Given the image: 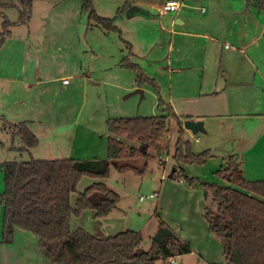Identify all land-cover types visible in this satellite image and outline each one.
<instances>
[{"label":"rangeland","instance_id":"obj_1","mask_svg":"<svg viewBox=\"0 0 264 264\" xmlns=\"http://www.w3.org/2000/svg\"><path fill=\"white\" fill-rule=\"evenodd\" d=\"M180 1L181 5L183 1V4L186 3L184 13L189 15L192 21H199L198 26L199 24L203 26L198 27L201 28L200 34H204L202 28L205 27L208 31L210 27L214 32L218 26V18L221 19V24L225 23L229 26L233 20L225 12L226 9L246 2V0ZM91 2L92 10L99 16L112 18L115 15L117 6L113 4L114 2L106 1L109 4L103 0H92ZM82 4V0H35L30 11L31 21L28 24L25 23L28 20L20 22L22 8L18 0H0L1 74L6 67L15 71L20 66L18 57L20 45L15 40L18 37L28 38L30 46L28 52L38 57L39 66L44 72L47 66L50 69L55 65H58L52 70L55 76L64 74L63 68L65 67L73 69L80 66L87 69L89 65L92 69H98L105 61L108 74L105 77L107 78L105 86L88 88L87 92L85 91V97L82 96L84 92L82 88L76 87L65 91L59 83L43 86L42 98L36 100H34V94L23 93L21 98L24 99L22 102L24 105L21 107L18 103L22 100L18 87L14 86L11 90H4V85L0 82V165L13 161L29 162L67 158L77 161L106 160L108 138L111 136L108 132L109 121L120 118L160 116L164 114L162 108L165 104L163 102H168L170 93L174 100H177L175 99L177 97L175 87L169 84L168 78L166 81L164 77L154 73L152 66L143 74L144 82L140 85L142 98L139 94L127 97L131 92L139 89L134 84L136 78L134 72L121 67L123 72L120 78L115 80L109 76L115 70L114 64L120 63L122 59V62L127 57L131 63L137 61L131 57L130 44L126 40L134 45L135 52L138 50L142 52L143 47L146 46L148 53L155 49V47L150 49V44L142 41L141 37L137 36L138 33L136 34V31L148 30L150 27H143L142 24L145 22H141L144 21L142 19L135 27V22L127 20L130 18H125L116 23L120 35L113 33L106 42L99 43L103 30L92 27L94 21H88L87 12H81ZM219 5L227 6L222 12L216 13L217 8L221 9ZM201 8L206 11V14L200 13ZM150 12L152 15L157 14L153 10ZM205 16H211L212 19L208 21V18L203 21ZM46 22L48 24H45ZM49 22H55V25L61 28L57 30L58 34L51 32ZM19 25L23 26L18 28ZM6 26L7 32L15 38L7 43L2 42V33ZM61 32L63 36L64 33L79 35L81 41L76 44L72 43L70 38H66L61 41L65 45L56 43L52 38L55 35L62 36ZM163 35L166 43L170 39V37L167 39L169 34L166 35L164 32ZM155 41L157 42L158 39ZM198 44V51L205 47L202 40ZM176 48L177 43L172 57L178 59ZM191 49L192 47L189 50ZM164 51H166V46ZM162 52L163 50H154L153 54L160 53L162 56ZM193 61L194 57L190 62ZM63 62L69 63L68 66L61 65ZM111 64L113 65L110 67ZM154 75L159 77L156 78ZM193 79V85L200 84L196 77L193 76ZM83 98L84 104L80 108ZM14 100H18V105L13 104ZM69 100H74L75 106L66 109L62 102ZM25 115L28 120L25 124L29 132L32 133L35 130L42 132L37 139V145L31 149H26L20 136L12 134L13 130H11V127L22 122L21 116ZM166 126L167 132L162 135L159 142L161 151L157 152L153 147H149L146 150V154L150 157L147 163L140 158L115 163L118 166H130L138 171L143 170L141 173L135 170L118 172L111 164L108 175L103 180L89 176L80 178L76 193L71 196L72 207H74L77 194L99 182L118 195V203L116 208L103 219H95L94 213L89 210L83 211L79 216L71 215L68 223L69 230L71 232L83 230L102 239L120 232H137L142 237L141 248L147 250L152 246L157 233L166 228L175 238L166 237L165 240L174 241L176 245L186 244L190 248V253L169 258L164 264L171 261H175L176 264H223L224 256L220 240L210 232L205 215L206 207L215 209L211 192L203 187L204 183H215L213 178H219L214 173L216 170L214 162L210 160L197 164L174 158L178 141L179 156L201 154L199 153L201 151H196L198 146L195 145V137L189 134L191 132L183 129L180 131L176 121L170 120ZM121 138L125 147L139 149V143L136 140L125 135ZM260 153L262 154V151ZM169 175H172L171 179ZM184 176L189 180H185ZM4 179V173L0 169V195L5 191ZM149 195L155 198H146ZM140 197L144 200L140 201ZM0 258H3L2 254Z\"/></svg>","mask_w":264,"mask_h":264},{"label":"crops","instance_id":"obj_2","mask_svg":"<svg viewBox=\"0 0 264 264\" xmlns=\"http://www.w3.org/2000/svg\"><path fill=\"white\" fill-rule=\"evenodd\" d=\"M106 1L114 2L113 4L117 6L112 18L116 16L118 9L122 8L125 2V0H103L109 4ZM164 1L166 0H129V6L118 21L121 22L126 18V11L132 6L144 10L147 17L136 16L127 20L135 22V27L139 24L140 19L144 20L141 22L145 23H140V25L150 28L135 30L136 34L138 33L137 36L141 37L142 41L150 44V49L152 47L155 49L148 53L146 46L143 47L142 52L139 50L135 52L134 45L126 40L130 44L131 57L137 61L131 63L128 57L127 60L136 65L143 74L152 66L155 70L154 73L161 75L166 81L167 78L169 79V84L176 89L177 97L175 99L177 100H174L170 93L168 102H163L165 106L162 109L167 110L163 115L168 116L172 112L180 124L174 118H169L168 121H176L180 131L183 129L190 132L183 127L185 121L202 122L203 133L193 134L191 132L189 134L195 137V145L198 146L196 151L209 153L210 157L207 162L210 160H212L210 162H214L216 169L214 173L224 169L227 161L232 158L239 164L240 175L245 181H264V1L246 0L244 4L240 3L229 7L225 12L233 20L231 24L229 26L225 23L221 24V19L218 18V26L214 32L210 27L209 31L205 27L202 28L204 34H200L201 28L198 27L203 26L200 24L198 26L197 22L199 21H192L191 17L184 13L186 10L184 1L178 11L163 14L160 13V8ZM219 6L221 9L217 8L216 13L225 10L227 5ZM202 9H200V13L206 14V11H202ZM152 10L157 14H150ZM81 12L84 13L82 9ZM96 15L99 16L97 13ZM219 15L222 16V14ZM207 19L209 21L212 18L205 16L202 20L206 21ZM30 21L29 19L25 23L30 24ZM152 23L153 25H151ZM49 24L51 32L58 34L57 30L61 28L55 25V22H49ZM22 26L19 25L18 28ZM92 27L99 28L94 25ZM164 32L166 35L169 34L167 39L170 37L166 43ZM102 33L99 43L103 44L111 34L119 33L120 35V30L116 25V30L110 32L103 30ZM66 38H70V41L76 44L81 41L79 35L70 33H64V36L63 34L62 36L55 35L52 40L64 44L61 41ZM118 38L120 39V36ZM13 39L15 38L9 33L4 42L7 43ZM15 40L20 45L18 52L20 66L15 71H11L7 67L4 68L3 73H0V82L4 85V90H11L17 86L20 99H22L23 93L27 92L34 94V100L42 98L43 86L59 83L65 91L76 87L82 88L84 91L82 96L85 97V91L87 92L88 88H98L107 83L105 77L108 74L105 61L98 69H92L89 65L87 69L80 66L73 69L65 67L63 68L64 74L55 76L52 70L58 65L51 66L50 69L47 66L46 73L42 71L38 57L32 55V52H28L30 51L28 38L18 37ZM201 40L205 47L198 51V43ZM84 42L89 45L87 41L84 40ZM176 43L178 59L172 57ZM225 45L229 48L225 49ZM165 46L166 51H164ZM190 47H192L191 50H189ZM154 50H163L162 56L160 53L153 54ZM29 53L31 55H28ZM193 57L194 61L190 62ZM122 60L120 63L118 62L119 67L118 63L114 64L115 70L112 71L109 78L117 80L122 76ZM68 64L61 63L63 66H68ZM29 65L31 66L29 67ZM134 74L137 76L136 73ZM193 76L200 81V84L193 85ZM154 77L159 76L154 75ZM189 78H191L190 81ZM135 79V87H138ZM63 80H67V84H63ZM140 89L141 87L136 90ZM17 101L14 100L13 104L16 105ZM22 102L24 99L18 102L20 107L24 105ZM83 104L84 98L79 107H83ZM62 105L66 109H71L74 100L62 102ZM21 117L22 122L28 123L26 115ZM41 133L36 130L32 132L37 139L42 135ZM171 176L169 175V179ZM213 179L216 184H211L229 186L220 178ZM1 239L2 224L0 226V255L2 254L3 258H0V264H51L40 252L38 240L33 234L15 229L10 243H1Z\"/></svg>","mask_w":264,"mask_h":264},{"label":"trees","instance_id":"obj_3","mask_svg":"<svg viewBox=\"0 0 264 264\" xmlns=\"http://www.w3.org/2000/svg\"><path fill=\"white\" fill-rule=\"evenodd\" d=\"M18 1L22 8L20 22H25L30 18L35 0ZM91 1L82 0V10L87 12L89 21H94V26L107 32L116 30V22L129 6V0H125L114 18L105 19L92 10ZM8 35L6 26L2 42ZM121 67L137 74L135 83L140 87L144 82L140 69L127 59H124ZM162 111L167 112L166 109ZM169 118L176 119L180 124L172 112L168 116L109 121L108 132L111 136L108 138L106 160H31L1 164L0 169L5 176V191L0 195L1 243H10L15 229L31 233L38 240L40 252L51 264H157L189 254L190 248L184 243L176 245L174 241L165 240L157 245L153 242L149 249L144 250L141 248L142 237L137 232H120L102 239L83 230L71 232L68 224L71 215L79 216L89 210L94 213L95 219H103L116 208L118 195L102 182L92 184L77 194L74 207L71 196L76 193L82 176L103 180L111 164L118 172H137L138 169L115 163L137 158L147 163L150 157L146 150L149 147L161 151L159 142L167 132ZM11 130L12 134L20 136L26 149L37 145V138L29 132L25 122L14 125ZM124 135L136 140L139 149L125 147L121 140ZM178 153L179 141L174 158L201 164L210 157L207 151L184 156ZM216 175L229 186L203 184L211 192L215 206L214 210L206 207L205 215L210 232L220 240L223 264H264V181H245L240 175L239 164L232 158L227 161L226 168L216 172ZM184 178L189 180L186 176Z\"/></svg>","mask_w":264,"mask_h":264},{"label":"water","instance_id":"obj_4","mask_svg":"<svg viewBox=\"0 0 264 264\" xmlns=\"http://www.w3.org/2000/svg\"><path fill=\"white\" fill-rule=\"evenodd\" d=\"M147 17V13L135 6L130 7L126 13H125V17L126 18H132V17ZM139 94L142 98V91L141 90H135L133 92H131L127 97L132 96V95H136ZM184 129L189 130L190 132H192L193 134H197V133H203L204 129H203V125L202 122H193V121H185L183 124ZM174 235L172 234L171 231H169V229H161L157 235L154 237L153 241L157 244V245H161L164 241L166 237H173Z\"/></svg>","mask_w":264,"mask_h":264},{"label":"built area","instance_id":"obj_5","mask_svg":"<svg viewBox=\"0 0 264 264\" xmlns=\"http://www.w3.org/2000/svg\"><path fill=\"white\" fill-rule=\"evenodd\" d=\"M181 7V1L180 0H166L164 1V3L161 5L160 8V13H172V12H176L180 9ZM203 11V10H202ZM229 47L227 45H225V49H228ZM63 84H67V80H63L62 81ZM149 199L155 198V196L149 195L148 197ZM144 200L142 197H140V201ZM164 264V263H161ZM168 264H176L175 261H171Z\"/></svg>","mask_w":264,"mask_h":264}]
</instances>
